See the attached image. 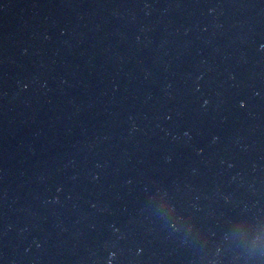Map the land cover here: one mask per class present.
<instances>
[{
	"label": "water",
	"instance_id": "water-1",
	"mask_svg": "<svg viewBox=\"0 0 264 264\" xmlns=\"http://www.w3.org/2000/svg\"><path fill=\"white\" fill-rule=\"evenodd\" d=\"M0 264H264V0H0Z\"/></svg>",
	"mask_w": 264,
	"mask_h": 264
}]
</instances>
